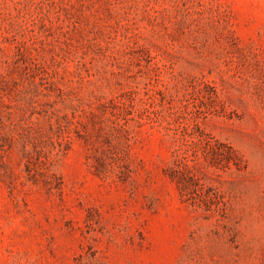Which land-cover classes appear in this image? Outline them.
Masks as SVG:
<instances>
[{"label":"rangeland","instance_id":"obj_1","mask_svg":"<svg viewBox=\"0 0 264 264\" xmlns=\"http://www.w3.org/2000/svg\"><path fill=\"white\" fill-rule=\"evenodd\" d=\"M0 264H264V0H0Z\"/></svg>","mask_w":264,"mask_h":264}]
</instances>
